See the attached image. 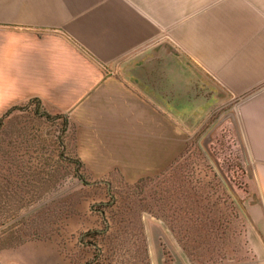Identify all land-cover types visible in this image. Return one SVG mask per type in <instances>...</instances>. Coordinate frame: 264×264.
<instances>
[{"label":"rangeland","instance_id":"obj_1","mask_svg":"<svg viewBox=\"0 0 264 264\" xmlns=\"http://www.w3.org/2000/svg\"><path fill=\"white\" fill-rule=\"evenodd\" d=\"M4 69L0 264L51 239L69 243L78 264H262L250 210L263 199L252 147L239 145L243 97L209 79L190 129L182 114L180 146H121L92 114L69 109L66 127L37 114L24 95L38 91L5 80Z\"/></svg>","mask_w":264,"mask_h":264},{"label":"crops","instance_id":"obj_2","mask_svg":"<svg viewBox=\"0 0 264 264\" xmlns=\"http://www.w3.org/2000/svg\"><path fill=\"white\" fill-rule=\"evenodd\" d=\"M1 64L5 80L38 91L24 96L92 114L121 146H180L182 114L190 129L209 79L243 97L264 257V0H0ZM13 260L78 264L56 239L26 242Z\"/></svg>","mask_w":264,"mask_h":264},{"label":"trees","instance_id":"obj_3","mask_svg":"<svg viewBox=\"0 0 264 264\" xmlns=\"http://www.w3.org/2000/svg\"><path fill=\"white\" fill-rule=\"evenodd\" d=\"M28 105H35L36 106V113L41 115V116H45L46 118L48 119H51V118H62L63 119V123L65 125V127L68 125L69 123V118L66 114H57V115H52L50 113H48L45 109H43V104H42V101L40 100V98H37V97H34L32 99H30L27 103L26 106ZM15 108H17V106H13L12 108H10L7 113H10L12 112ZM6 113V114H7ZM4 116H2L0 118V127L3 125V122H4ZM67 160L74 164L77 168H81L83 166V162L80 158H71V157H68ZM81 179H84L83 176H81ZM143 178L140 180L142 181ZM19 244V243H18ZM21 244V243H20ZM17 244H14L13 246H15Z\"/></svg>","mask_w":264,"mask_h":264}]
</instances>
